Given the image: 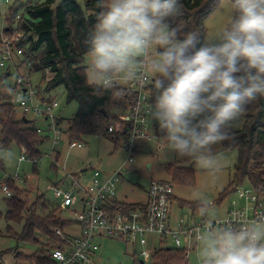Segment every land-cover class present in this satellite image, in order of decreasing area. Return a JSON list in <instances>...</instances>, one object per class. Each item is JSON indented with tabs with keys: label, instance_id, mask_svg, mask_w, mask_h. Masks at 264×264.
<instances>
[{
	"label": "clouds",
	"instance_id": "clouds-1",
	"mask_svg": "<svg viewBox=\"0 0 264 264\" xmlns=\"http://www.w3.org/2000/svg\"><path fill=\"white\" fill-rule=\"evenodd\" d=\"M97 6L102 11L89 33L83 73L92 94L119 98L121 82L152 76L149 113L163 133L160 147L218 172L214 146L232 140L239 119L264 97V0H231L226 23L203 43L199 28L181 38L183 25L168 23L182 14L180 0H99ZM14 157L0 148V160ZM209 209L199 201L206 220ZM197 240L198 264H264V215L238 226L207 221Z\"/></svg>",
	"mask_w": 264,
	"mask_h": 264
},
{
	"label": "rangeland",
	"instance_id": "rangeland-1",
	"mask_svg": "<svg viewBox=\"0 0 264 264\" xmlns=\"http://www.w3.org/2000/svg\"><path fill=\"white\" fill-rule=\"evenodd\" d=\"M46 0H0V49L6 38L14 39L23 32L18 29L19 16L24 14L22 7L26 3H42ZM61 1V0H59ZM57 1V2H59ZM82 5L86 0H78ZM56 2V4H57ZM14 12H17L16 18L13 22L9 17ZM231 12V0H221L217 9L208 16L206 19L207 35L205 39H213L217 36L220 29L226 23ZM12 26V28L10 27ZM11 28V29H10ZM5 29H10L6 33ZM24 55L15 59L18 69L12 64H8L5 68H0V72H6L9 69L11 75L7 76L0 86V103H11V95L16 86V81L20 75L30 80V85L40 88L43 95V90L46 86L47 79L50 78V73L46 70L29 72L28 64L23 62ZM88 61V53L85 56L84 65ZM23 62V63H22ZM44 74L46 75L43 80ZM122 86L128 85V82H121ZM8 93V96L5 95ZM67 90L64 85H60L48 92V99H56L59 103V116L63 118L61 124L65 130L73 116L79 108V103L76 100H69ZM17 118L25 116L33 120L31 123L34 126L46 129L48 123L43 118H39L31 110L25 111L17 107ZM5 115L1 114V117ZM158 125L156 121H150V133L152 138H139L135 141L139 147L134 160L125 165L122 182L118 186V195L125 197L128 195V201H134L140 198V193L147 189L151 178L156 179H173L169 176L167 171L168 164H174L178 167H193L195 171V181L192 183L186 180L185 176L179 175L176 180H173L176 201L172 208V218L178 216L191 221L194 217L195 220H203L198 210L193 213L189 206L183 205L182 201H200L205 200L209 203V215L207 220L215 222L227 216L228 211L232 208L230 200L236 197L235 192L223 199L224 190L228 187L234 172V164L238 156L237 150H223L222 144L214 146V150L222 161V166L218 172L214 174L209 173L207 170L199 168L191 158H180L172 152H168L160 147L161 131L156 134L154 125ZM245 125V119L242 116L239 119L234 131L240 130ZM159 127V125H158ZM46 135V130L44 131ZM82 141L85 143L83 148L69 146L68 140L65 139L54 145L53 140L49 137L46 138L40 149L41 156L34 160L29 158L24 148L16 142L3 147L1 143V127H0V148L5 151L11 150L15 157L12 162L0 160V211L5 214L8 210L6 198L8 195L4 192L3 187L10 186L9 180H14L15 186L18 190L10 188L12 195L21 196L27 203L28 208L33 209L37 217L45 219L47 217L55 220H71L69 225L60 227L64 229L67 234H77L79 225L74 220L75 213L80 212V205L65 206L61 199L55 195L56 186L67 187L71 180L69 174H79L83 170L86 172L91 171L93 168L101 169L103 171H113L118 167L123 166L127 160V152L122 147L114 148V143L111 139L98 136L88 135L84 136ZM116 151L115 154L111 152ZM56 151H60L61 157L58 162L55 161ZM26 157L21 160V157ZM151 163L149 167L150 172L146 173L145 167ZM54 164L56 166H54ZM88 177V173L86 175ZM242 187H250L249 182H244ZM125 199V198H124ZM45 205V206H44ZM16 222H9L4 218L0 220V264H33L25 255H31L35 250L48 249L56 244L53 239H49L43 235L41 231L37 234L40 243L33 244L25 242L17 237L21 233L23 224ZM11 230H8V227ZM55 230V226H52ZM102 247L97 253L96 259L99 264H138L140 262V245H133L130 242L116 238L101 239ZM183 245L186 242L183 240ZM174 246L172 241H168L158 247ZM188 249V264H198V250L199 244H195ZM22 252L24 256H18L17 253ZM143 259V258H142ZM143 264H152V256L150 259L144 261Z\"/></svg>",
	"mask_w": 264,
	"mask_h": 264
},
{
	"label": "trees",
	"instance_id": "trees-1",
	"mask_svg": "<svg viewBox=\"0 0 264 264\" xmlns=\"http://www.w3.org/2000/svg\"><path fill=\"white\" fill-rule=\"evenodd\" d=\"M57 1L59 0H46L42 3H26L22 6L24 14L19 16L18 29L24 36L20 43L24 50L23 62L28 64L30 73L46 70L50 73V78L47 79L43 89L45 93L48 94L50 90L64 85L69 94V100L78 101V111L66 129L69 140H82L88 135H98L113 140L122 125L119 115L132 109L137 96L122 85L120 87L124 94L119 98L113 97L110 91L97 96L92 94L93 89L86 84L83 63L90 50L88 43L90 30L97 22L96 15L102 11L97 6L99 0H86L84 5L78 0ZM220 1L180 0L183 5L182 14L169 18L168 23L172 27L178 24L183 25L181 38L183 33L199 28L203 43L207 35L206 19L217 9ZM16 15L17 12L11 14L9 20L13 22ZM10 29H5L6 33H10L8 32ZM9 75H11L9 69H6V72H0V86ZM46 78L48 77L44 74L43 80ZM5 95L8 96V93ZM152 97L154 103L155 96L152 95ZM17 109L12 102L0 103L2 146L6 147L16 142L24 148V152L36 164L35 158L42 154L40 144L46 141L47 136L38 133L37 127L31 124L33 120L25 123L22 120L24 116L17 118ZM1 114L5 116L1 117ZM243 117L244 127L234 131L232 140L222 143L223 150H237L238 156L221 203L246 181L258 189L264 187V97H260L250 105ZM58 119L60 122L63 120L60 116ZM111 125L115 126V132H109ZM55 156V161L58 162L61 156L59 153ZM167 171L172 175V183L179 175L185 176V179L192 183L195 181L196 170L193 167L168 164ZM8 184L10 188L18 190L14 180H9ZM6 201L8 210L5 214L0 211V220L5 217L7 221L19 224L25 220L21 233L17 234V237L25 242L39 244L37 232L41 231L43 235L57 243L60 237L55 230L72 222L37 217L33 209L28 208L26 201L19 195H12L6 198ZM182 204L189 206L193 213L199 207V201H182ZM52 226H55V230ZM8 230H11L10 226ZM50 248L47 250L38 248L33 254L25 256L33 264H49L51 262ZM17 255L24 256L19 251ZM187 256L188 250L184 248L158 247L152 254V264H188ZM138 264H142L141 260Z\"/></svg>",
	"mask_w": 264,
	"mask_h": 264
},
{
	"label": "built area",
	"instance_id": "built-area-1",
	"mask_svg": "<svg viewBox=\"0 0 264 264\" xmlns=\"http://www.w3.org/2000/svg\"><path fill=\"white\" fill-rule=\"evenodd\" d=\"M14 39L6 38L0 49V68L12 63L17 69L15 59L24 55L20 46L22 36ZM152 76L144 74L139 81L128 82L124 86L135 94V103L131 110L119 115L122 121L119 133L116 136L118 146L127 152L126 163L106 173L101 169L93 168L91 171H81L79 174H69L71 183L67 187L56 186L55 195L65 203V206L80 205V212L75 213V221L79 225L77 234H67L64 229L55 230L60 241L50 248L49 264H99L96 256L102 247L101 239L116 238L140 245L141 261L150 259L158 246L172 241L173 247L190 248L198 243L197 237L205 226L206 220L191 221L185 218L173 220L172 204L174 201V184L171 181L151 179L147 198L140 204H121L118 200V186L122 181L125 165L134 160L139 147L135 141L139 138L151 139L150 133V104L152 101ZM30 80L20 75L11 95V102L15 107L31 110L39 118L48 123L46 129L37 126L41 135L53 140V147L67 139L66 129L58 117L60 103L56 99H48L36 87L31 86ZM23 97L16 102L14 97ZM114 125L109 132H115ZM69 146L83 148L84 142L80 139L69 140ZM55 150V147H54ZM57 154V151H56ZM26 157H21L25 160ZM90 173L88 178L86 175ZM4 192L12 196L10 188L5 185ZM236 197L230 200L232 208L225 218L212 222L217 226L231 223L238 226L241 222L264 215V187H242L234 191ZM133 206V207H131ZM183 240L186 245H183ZM188 250V249H187ZM143 258V259H142Z\"/></svg>",
	"mask_w": 264,
	"mask_h": 264
},
{
	"label": "crops",
	"instance_id": "crops-1",
	"mask_svg": "<svg viewBox=\"0 0 264 264\" xmlns=\"http://www.w3.org/2000/svg\"><path fill=\"white\" fill-rule=\"evenodd\" d=\"M46 96H48V94L46 93ZM59 112V111H58ZM61 117V116H60ZM151 121V120H150ZM154 130H155V132H156V134L159 132V127H158V125L155 123V125H154ZM161 135H163V133L161 132ZM113 143H114V148L117 146L118 147V141H117V138H115V139H113V140H111ZM68 142H69V139H68ZM85 144V143H84ZM222 147H223V145H222ZM57 153H59V155L61 156V153H60V151H57ZM111 154H115V152H111ZM60 159V158H59ZM104 172H106V173H110V172H112V171H104ZM169 173V172H168ZM90 176H91V174L90 173H88V178H90ZM169 176H172L170 173H169ZM151 179H156V178H151ZM160 180H167V181H171V179H160ZM151 181V180H150ZM122 182V181H121ZM150 184V183H149ZM120 185V184H119ZM149 187V186H148ZM147 191H148V188L147 189H144V191H142L141 193H140V198H138V199H136V200H134V201H128V200H126L127 199V197H128V195H125V197H120L119 195H118V200L121 202V204H129V203H134L135 205H137V204H140V203H142L146 198H147ZM176 194H175V188H174V201H173V204H172V208H173V205H174V202L176 201ZM125 198V199H124ZM172 216H173V214H172ZM179 218H181L180 216H178V217H176V218H173V220H178Z\"/></svg>",
	"mask_w": 264,
	"mask_h": 264
},
{
	"label": "water",
	"instance_id": "water-1",
	"mask_svg": "<svg viewBox=\"0 0 264 264\" xmlns=\"http://www.w3.org/2000/svg\"><path fill=\"white\" fill-rule=\"evenodd\" d=\"M104 111V110H103ZM106 112V111H105ZM25 123H29L31 120L30 119H28V118H26L25 116L23 117V119H22ZM150 167V166H149ZM141 263L143 264L144 263V261L142 260L141 261Z\"/></svg>",
	"mask_w": 264,
	"mask_h": 264
}]
</instances>
